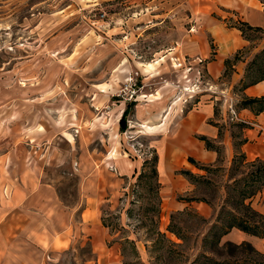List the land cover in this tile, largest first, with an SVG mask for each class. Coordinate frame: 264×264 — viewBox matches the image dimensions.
Wrapping results in <instances>:
<instances>
[{
    "label": "rangeland",
    "instance_id": "1",
    "mask_svg": "<svg viewBox=\"0 0 264 264\" xmlns=\"http://www.w3.org/2000/svg\"><path fill=\"white\" fill-rule=\"evenodd\" d=\"M214 1L0 0V215L9 208L4 203L9 200L8 193L4 194L2 185L17 184L23 166L35 169L39 165L41 170L35 171V176L51 185L64 207L74 206L75 220L85 206L86 195H90L97 198L108 233L113 236L107 244L118 242L120 237L133 239L120 242L123 263L201 264L202 253L218 261L237 260L209 252L210 238L203 240L200 233L204 234L214 220L222 221L221 209L243 215L231 200L239 191H264V161L241 163L237 157L228 168H200L203 179H188L192 186L182 198L204 200L211 210L206 218L209 224L206 221L201 226L191 211L177 210L168 221L180 239L156 236L154 215L159 196L156 175L151 173L157 161L149 154L152 138L142 133L146 130L143 125L135 132L132 107L125 117V130L120 132L116 126L128 104L153 100L150 95L165 82L179 87L176 96L184 90L177 98L161 93L167 105L176 102L180 114L199 101L224 99L208 92L203 77L194 78L192 65L190 71L184 69L188 64L171 67L173 62L167 57L152 69L145 66L165 55L180 36L210 42L203 29L206 20L222 21L226 27L235 23L228 14L212 7ZM259 2L264 10V0ZM242 28L247 45L239 54L242 61L248 55L245 72L248 62L264 48V27ZM230 62L232 59L222 81L233 71ZM131 89L135 97L128 102ZM238 90V85L232 86L224 94L235 106L239 104L234 96ZM218 110L216 105L215 112ZM67 138L74 141L69 144ZM118 139L138 156L144 170L129 181V189L121 191L120 186L128 180H120L103 162L101 167L107 166L106 171L90 176L93 181L83 188L82 181L89 177L86 170L99 165L95 162L98 158L91 159L86 151L98 156L112 150ZM7 151L13 155L3 157ZM244 218L264 234L263 219ZM134 241L146 244L141 259L135 254ZM90 250L85 238H75L55 262L95 264Z\"/></svg>",
    "mask_w": 264,
    "mask_h": 264
},
{
    "label": "crops",
    "instance_id": "2",
    "mask_svg": "<svg viewBox=\"0 0 264 264\" xmlns=\"http://www.w3.org/2000/svg\"><path fill=\"white\" fill-rule=\"evenodd\" d=\"M212 7L228 14L235 23L226 27L222 21L206 20L203 29L211 40L209 44L205 41H192V36H180L175 46L165 55L145 66L152 69L167 57L173 62L171 67L188 64L189 67L184 69L190 71L192 65L194 78L198 80L203 77L208 92L224 99L199 101L187 112L180 114V110L176 109V102L167 105L161 94L164 92L176 96L174 94L179 87L165 82L158 89V95L157 92L150 95L153 100H148L145 104L137 103L131 110V120L136 125L135 132H139L138 128L142 129L139 125H143L146 130L142 133L152 138L149 149L153 150L149 154H153L157 160L154 168L159 196L157 213L154 215L156 236L170 235L180 239L176 229L177 235L167 229L170 226L169 215L177 210L191 211L197 219L203 220L200 221L201 226L206 221L209 224L206 218L210 217L211 210L206 202L191 197L182 198L192 186L182 171L194 176L198 174L196 177L203 179L202 171L194 164L212 169L219 166L228 168L235 155L243 156L244 162L264 161V111L254 112L248 107L235 106L231 102L232 98L226 100L224 95L228 94L232 86L238 85L239 90L234 96L239 102L264 97V80L246 87L241 86L248 55L241 60L239 52L246 47L247 41L237 29L241 25L249 29H262V5L259 0H215ZM239 57L240 60L236 59ZM230 59L233 61L230 62L233 71L228 80L222 81L221 76ZM181 91L184 92L183 89L178 91L176 98L182 94ZM216 105L219 108L217 112ZM116 126L118 128V122ZM202 139L209 142L211 147L207 148ZM66 141L71 144L74 139L67 138ZM86 153L91 159L97 157L98 161L95 162L99 165L95 164L86 170L85 175L89 174V177L82 181L83 188L90 180L93 181L94 177L91 179L90 176L99 174L100 171L103 173L108 166L109 171L120 180H128L127 184L120 186L121 191H125L132 185L129 181L136 179L144 170L141 169L142 162L138 156L123 147L120 139L112 150L99 152L98 156L88 151ZM11 155L12 152L7 151L3 157ZM103 162L107 166L101 167ZM39 167L37 165L35 169H31L23 166L17 184L2 185L4 194L8 193L9 200L4 203L9 208L1 211L0 215V264H56V257L67 251L75 238L80 237L87 240L95 264H139L135 260L130 263L121 261L120 242L133 239L120 237L118 242L107 244L113 236L108 233L97 198L86 195L85 206L77 213L75 220L74 206H70V209L64 207L51 185L37 179L35 171H40ZM1 203L0 200L2 207ZM244 203L264 217V191L255 193ZM122 216H125L124 213ZM200 234L203 237L204 234ZM220 242H247L257 252L264 253V238L251 236L234 228L227 231ZM132 245L137 258L141 259L145 254V242L134 241Z\"/></svg>",
    "mask_w": 264,
    "mask_h": 264
},
{
    "label": "trees",
    "instance_id": "3",
    "mask_svg": "<svg viewBox=\"0 0 264 264\" xmlns=\"http://www.w3.org/2000/svg\"><path fill=\"white\" fill-rule=\"evenodd\" d=\"M264 12V10H263ZM243 25L237 26V29L243 33ZM246 28V27H245ZM244 79H247L245 82ZM264 80V48L260 50L257 54H255L252 59L248 62L243 80H242V87H246L252 84H255L259 81ZM134 104H128L125 108V110L122 112L121 117L118 120V129L120 132L125 130V117L127 113L130 112L131 107H133ZM238 106L240 107H248L251 108L254 112H261L264 111V97L256 99V100H246V101H240ZM129 111V112H128ZM204 140V139H202ZM205 146L207 148L211 147L209 142L205 141ZM239 159V162H244V158L241 155H235L232 159V163L235 162V160ZM191 164L193 162L191 160H188ZM198 169L201 168V170H206L207 167H199L196 164H194ZM151 173H155L154 171H151ZM182 173L188 178L192 179L194 181H201V177H196L188 172L182 171ZM140 175V174H139ZM138 175V176H139ZM155 175V174H154ZM254 191H250L248 194H246L245 191H239L236 193V198L234 200H231L234 206L238 209H241L243 211V217L242 216H237L236 213L234 214L233 210H228V211H223L221 209V212L219 214L223 215V219L220 222L218 219L214 220L213 224H211L206 232L203 235V240L210 238V250L209 252L215 254V255H224L226 259H232L234 257H237V260H223V261H218L215 260L214 258L202 253L200 255V258L203 260L201 264H259L256 261H263L264 260V253H259L257 252L249 243L247 242H242L239 244H234L231 242H225L221 245L220 244V238L226 234L227 231L230 229L234 228L238 231H241L245 234L259 237V238H264V234L256 229V227L252 224H249L247 222V219L244 218V216H248L249 220H253L255 216L259 217V219H263L261 215L257 214L255 211L251 210L249 208L248 204H245L244 201L251 197L253 194H255ZM199 201H204L202 199H195ZM218 214V215H219ZM217 215V217H218ZM216 217V218H217ZM199 221H202L201 219L198 218ZM218 221L220 222L218 224ZM170 232L174 233L177 235V232L169 226L167 228ZM264 264V263H261Z\"/></svg>",
    "mask_w": 264,
    "mask_h": 264
},
{
    "label": "built area",
    "instance_id": "4",
    "mask_svg": "<svg viewBox=\"0 0 264 264\" xmlns=\"http://www.w3.org/2000/svg\"><path fill=\"white\" fill-rule=\"evenodd\" d=\"M131 80H132V79L129 78V82H130ZM133 86H135V84H133ZM134 97H135V91H134L133 89H131V90L129 91V95H128V97L126 98V101H128V102H130V100L133 101Z\"/></svg>",
    "mask_w": 264,
    "mask_h": 264
}]
</instances>
